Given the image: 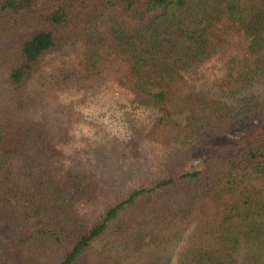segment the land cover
Listing matches in <instances>:
<instances>
[{"label": "trees", "instance_id": "obj_1", "mask_svg": "<svg viewBox=\"0 0 264 264\" xmlns=\"http://www.w3.org/2000/svg\"><path fill=\"white\" fill-rule=\"evenodd\" d=\"M252 1L0 0V228L10 239L0 237V264H129L144 250V264H171L189 232L172 264H264V1ZM66 46L82 48L78 65L61 63L31 88ZM216 57L222 66L203 72ZM106 80L158 117L64 168L75 115L62 93ZM247 126L194 161L216 129L229 137ZM146 143L160 150L153 171L118 185L131 167L145 169L136 161ZM33 221L53 228L26 230Z\"/></svg>", "mask_w": 264, "mask_h": 264}, {"label": "rangeland", "instance_id": "obj_2", "mask_svg": "<svg viewBox=\"0 0 264 264\" xmlns=\"http://www.w3.org/2000/svg\"><path fill=\"white\" fill-rule=\"evenodd\" d=\"M264 0H253L249 5H260ZM261 11V9H259ZM110 27V23L106 20L101 24L100 30L104 35H107ZM235 48H232L228 52L229 55L236 54ZM239 48V47H238ZM82 52L80 46H66L61 52L49 55L45 60V69L41 74H39L34 81L31 83L30 87L35 88L38 85L44 83L52 74L55 73L58 66L63 63L67 67H75L79 63V55ZM225 60H221L220 57H216L211 60L202 70L205 73L211 74L212 71L217 68L219 69ZM149 75L153 78L160 80L158 75L159 67L157 64H153L148 69ZM203 75L204 73H199ZM159 82V81H158ZM87 85V84H86ZM91 85V84H90ZM95 89L83 90L77 85L73 84L70 89L62 93L63 104L67 107H71L74 111L75 117L73 118L74 124L71 130L73 139L71 143L66 145H61L60 150L64 154V159L62 161L63 167L67 168L74 164L75 160L81 159L82 162L88 161L93 158V153L95 149L101 145L111 149L114 145L118 143H126L131 140L134 132H140L149 128L154 120L158 117L157 110L144 107L135 102L134 97L130 92L122 87H119L115 82L111 80H106L100 82L99 84H93ZM155 86L153 89L159 90ZM194 111V106L186 111L180 119L182 125H188L191 121V117ZM72 114V113H71ZM177 118V117H175ZM71 121L67 114L62 117V124H67ZM264 121V118L263 120ZM260 123L256 122L255 126ZM253 126L254 123H248ZM251 126H247L244 130H239L238 127L235 128L229 137H224L222 135V129L212 136V140L208 145L195 155L194 161H206L212 155H217L218 152L227 148L229 145V140H237L239 136L242 135L241 131H248ZM42 140V136L37 137V143L39 144ZM151 146L150 144H143L141 147L140 155H138L137 164L145 167L142 171L140 169H134L132 173V167L129 173L126 174L125 178H116L117 184H126L127 189L132 188L133 184L136 183L135 180H139L140 177L144 178L147 171L152 172V168L156 162V157L158 156L157 148ZM134 157V156H130ZM21 162H15L7 171L6 175L10 172L15 171ZM123 174V173H122ZM122 174H119L120 176ZM135 178V180H133ZM66 226L65 224H63ZM40 228H53L51 224L41 221H33L25 226L26 230H34ZM190 232L187 233L177 247L171 249L173 260L176 261L178 255H181L187 246ZM0 237H2L6 242H9V235L7 227L0 228ZM15 250L11 247V252ZM143 253L136 251L131 258L129 264H144L145 260L149 257V251L144 250ZM93 253V252H92ZM243 257L238 258L232 264H242ZM62 259L59 260L58 264Z\"/></svg>", "mask_w": 264, "mask_h": 264}]
</instances>
